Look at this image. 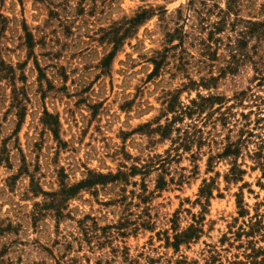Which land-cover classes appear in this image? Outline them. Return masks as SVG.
Returning <instances> with one entry per match:
<instances>
[{
	"label": "rangeland",
	"instance_id": "374dc122",
	"mask_svg": "<svg viewBox=\"0 0 264 264\" xmlns=\"http://www.w3.org/2000/svg\"><path fill=\"white\" fill-rule=\"evenodd\" d=\"M190 1L0 0V220L15 227L0 235V249L7 246L15 262L54 264V257H63L64 264H126L121 254L127 252L142 264L146 256H185L204 264L210 251L224 257L240 251L229 244L232 231L248 219L239 217L238 199L250 216L257 210L264 217V175L250 159L238 160L245 171L240 180L227 181L229 160L207 167L209 155L221 146L206 143L193 159L195 146L174 148L157 129L172 94L187 104L198 92L229 100L246 92L233 109L234 119L241 112L252 111L251 121L264 115V32L246 37L238 50L245 25H230L231 15L218 41H211L217 54L212 60L199 42L209 36L207 24L219 19L215 4L225 9L227 0H206L207 6L195 0L207 23L202 32L192 28L199 20ZM233 4L238 17L264 20V0ZM142 11L147 18L131 26ZM180 23L190 33L186 69L177 66V49L151 75L166 33ZM222 67L227 70L220 76ZM211 75L217 80L208 89L185 88L190 79ZM183 124L178 126L184 129ZM202 128L208 140L226 134L218 122ZM146 164L149 172L129 176L128 183L82 189L68 201V217L57 222L48 210L34 223V203L43 197L31 194V177L53 192L60 181L74 185L89 172L115 174ZM159 177L167 183L163 189H156ZM205 183L211 195L200 197ZM200 219L199 240L181 245L177 254L165 246L173 227L183 231ZM124 220L128 226L118 231Z\"/></svg>",
	"mask_w": 264,
	"mask_h": 264
},
{
	"label": "trees",
	"instance_id": "16d2710c",
	"mask_svg": "<svg viewBox=\"0 0 264 264\" xmlns=\"http://www.w3.org/2000/svg\"><path fill=\"white\" fill-rule=\"evenodd\" d=\"M236 0H227L225 9L221 8L218 4L215 7L218 8L217 14L219 19L213 22L211 25L205 23V18L196 11L195 0L189 2V10H192L197 14L199 24L193 26V30L202 32L207 27H210L208 31V38L201 39L200 45L202 46L205 55L211 57L212 60L217 58L216 52H214L211 41L217 42L215 39L217 34L224 32L226 24H228V18L234 15L233 23L230 25H235L236 23H242L245 25V29L241 30L239 33L238 50H241L242 42L246 37L250 38L255 35H260L264 32V20L263 21H252L245 20L238 17L233 8V2ZM202 4L207 6L206 0H203ZM209 11V10H208ZM181 13V11H178ZM147 13L142 11L138 13L134 18H132L129 23L131 26L138 25L143 19L147 18ZM165 47L158 53L156 58L153 59V64L155 69L151 75H156L161 71V68L165 65L166 59L169 53L173 51V56L178 49L179 52L175 56L178 58V68L179 70L186 69V56L187 49L185 47V42L189 40L190 33L185 30L184 23H180L172 31L166 33ZM28 38L32 39V36L28 34ZM118 37H112V42L117 43ZM239 51H236L237 54ZM242 57L246 55L244 53H239ZM113 53H110L107 59H113ZM236 55L233 56V58ZM167 63V62H166ZM226 65V67H228ZM226 67L220 69V76L224 74L227 70ZM216 77L211 75L208 78L201 77L198 82L189 80V83L185 85L195 86L208 89L215 81ZM261 80V79H260ZM246 95V92H242L233 97V99L226 98L221 95L206 94L203 95L200 92L197 93L196 97L190 99L187 104L178 101L177 94H172L168 99H166V107L162 117L164 118V123L159 124L157 129L160 131V135L163 138L172 141L174 148H182L183 151H189L193 146L196 147L197 152L193 153V159L197 158V153L201 148L208 143L210 148L212 143L220 147L217 152L209 155L207 159V167L212 168V163L218 160H229L230 169L225 175L227 181H238L241 176L245 173L238 164L240 158H248L252 161L251 167L253 169H261L264 175V115H257L256 119L251 121L250 115L252 111L248 113L241 112L240 118L234 119L235 114L233 109L242 102V98ZM264 110V109H263ZM233 117V118H232ZM188 121V123H187ZM220 123L222 128L226 129V134L219 141H214L213 139L208 140L204 137V130L202 126L207 124L215 125V123ZM185 124V128L182 129L178 125ZM183 124V126H184ZM198 124H201L200 126ZM182 132V134H181ZM210 133V131H209ZM177 134L176 137H173ZM149 164L143 165L141 167L132 166L129 172L118 171L117 173H88V177L81 182L74 185H67L64 181H60V189L53 192H46L41 189L36 183L33 177L30 179V192L33 196L41 195L43 201L41 203H34L35 212L32 214L34 223L42 214L46 211H52L56 221L68 217V214L64 213L67 207V203L70 199L79 194L82 189H89L95 186H105L109 183L125 182L128 183L129 176L135 175H146L149 172ZM23 171V170H21ZM25 171V169H24ZM27 172V171H25ZM135 184V183H134ZM166 181L163 177H159L156 180V189H163L166 185ZM145 186V185H144ZM209 189V184L205 183L204 187L200 189V197H209L211 192ZM237 204L240 208L239 217L248 219L243 222L242 225L238 226L235 231H232L233 240L229 244L234 248L240 250L237 253L232 254L231 257H224L217 251H210L209 257L204 261V264H264V217L257 210L253 215H249L248 211L241 207L242 200L238 199ZM202 219L196 221V224H192L183 231H179L176 227H173V235L170 237L168 235L164 238V244L166 247H171L174 253L179 252L181 245H188L192 242L199 240L203 230L200 225ZM0 220V235L5 232H11L14 230V226L11 223L7 225H2ZM83 220H79V229L86 233L87 230L83 224ZM121 225L117 227L120 231L122 228L128 226V221L124 220L120 223ZM87 238V237H86ZM225 238V237H224ZM223 242V239H222ZM9 249L7 246H3L0 249V264H20L22 258L18 259L16 262L9 257ZM116 254H114L115 258ZM122 262L126 264H142L140 257L132 258L127 252H122L121 254ZM54 264H64L63 257L53 258ZM144 264H199L197 260H189L185 256H178L176 258H162V257H144ZM18 262V263H17ZM101 264V262L97 263ZM106 264H111V261H107Z\"/></svg>",
	"mask_w": 264,
	"mask_h": 264
}]
</instances>
